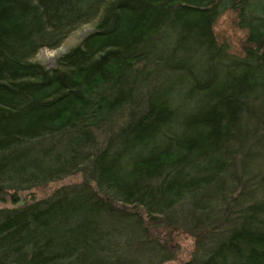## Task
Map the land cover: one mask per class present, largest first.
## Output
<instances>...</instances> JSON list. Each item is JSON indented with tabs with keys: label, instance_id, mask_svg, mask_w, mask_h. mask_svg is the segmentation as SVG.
Segmentation results:
<instances>
[{
	"label": "trees",
	"instance_id": "trees-1",
	"mask_svg": "<svg viewBox=\"0 0 264 264\" xmlns=\"http://www.w3.org/2000/svg\"><path fill=\"white\" fill-rule=\"evenodd\" d=\"M7 194L0 264H162L174 232L193 239L177 264H264V0H0Z\"/></svg>",
	"mask_w": 264,
	"mask_h": 264
},
{
	"label": "rangeland",
	"instance_id": "rangeland-1",
	"mask_svg": "<svg viewBox=\"0 0 264 264\" xmlns=\"http://www.w3.org/2000/svg\"><path fill=\"white\" fill-rule=\"evenodd\" d=\"M92 25L93 22H88L77 26L65 37V39L58 47H56L55 49L40 48L32 56L31 60L37 61L47 67H52L54 65V59L59 54L66 51L69 47L75 45L79 41V39L92 28ZM213 30L218 40L225 41L229 45V49L232 53L237 54L241 52V48L245 38V31L236 26L233 12L226 11L219 15L215 21ZM81 179V175L76 174L66 177L60 181L48 183L38 189H31L29 191L19 193V195L22 198L24 196L27 198L30 195L29 192L32 191L33 196L40 197L49 193L53 188L59 186L60 184L78 182ZM7 199H10L9 194L6 195V200L4 203L0 202V206L9 205L10 203ZM23 200L24 199L18 201V203L22 204ZM158 220L159 219L153 220L152 226L156 229H161L164 226L163 223L162 225H159L157 227L154 226L158 223ZM170 243L171 247L174 249V257L173 259L163 262L162 264H177L189 257V254L193 247L192 237L184 235L183 233L174 232L170 239Z\"/></svg>",
	"mask_w": 264,
	"mask_h": 264
},
{
	"label": "water",
	"instance_id": "water-1",
	"mask_svg": "<svg viewBox=\"0 0 264 264\" xmlns=\"http://www.w3.org/2000/svg\"><path fill=\"white\" fill-rule=\"evenodd\" d=\"M86 180H87V181H89V178H88L87 176H86ZM26 194H28V193H26ZM134 208H135V209H137V208H138V206H137V205H135V206H134ZM162 223H163L162 221H159V220H158V223H157V224H155L154 226H156V227H157V226H159V225H162Z\"/></svg>",
	"mask_w": 264,
	"mask_h": 264
},
{
	"label": "flooded vegetation",
	"instance_id": "flooded-vegetation-1",
	"mask_svg": "<svg viewBox=\"0 0 264 264\" xmlns=\"http://www.w3.org/2000/svg\"><path fill=\"white\" fill-rule=\"evenodd\" d=\"M84 178L86 179V176H84Z\"/></svg>",
	"mask_w": 264,
	"mask_h": 264
}]
</instances>
